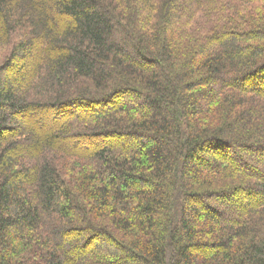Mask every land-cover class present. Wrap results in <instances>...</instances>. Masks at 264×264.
Here are the masks:
<instances>
[{
	"label": "trees",
	"instance_id": "1",
	"mask_svg": "<svg viewBox=\"0 0 264 264\" xmlns=\"http://www.w3.org/2000/svg\"><path fill=\"white\" fill-rule=\"evenodd\" d=\"M260 80L264 0H0V264H264Z\"/></svg>",
	"mask_w": 264,
	"mask_h": 264
},
{
	"label": "rangeland",
	"instance_id": "2",
	"mask_svg": "<svg viewBox=\"0 0 264 264\" xmlns=\"http://www.w3.org/2000/svg\"><path fill=\"white\" fill-rule=\"evenodd\" d=\"M260 81H262V80H260ZM260 83L264 84V81H262V82H260ZM98 142H99V141H98Z\"/></svg>",
	"mask_w": 264,
	"mask_h": 264
}]
</instances>
